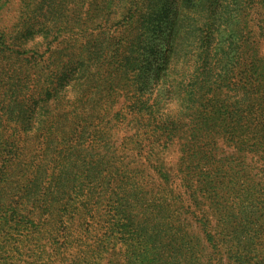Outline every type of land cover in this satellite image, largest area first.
<instances>
[{"label": "rangeland", "instance_id": "rangeland-1", "mask_svg": "<svg viewBox=\"0 0 264 264\" xmlns=\"http://www.w3.org/2000/svg\"><path fill=\"white\" fill-rule=\"evenodd\" d=\"M239 259L264 264V0H0V264Z\"/></svg>", "mask_w": 264, "mask_h": 264}, {"label": "trees", "instance_id": "trees-1", "mask_svg": "<svg viewBox=\"0 0 264 264\" xmlns=\"http://www.w3.org/2000/svg\"><path fill=\"white\" fill-rule=\"evenodd\" d=\"M137 1H141V0H137ZM152 10V8H146L145 10ZM216 19L214 17H211L210 19H208V21L205 23V26H206V29H205V32L204 33H207V36L205 35L204 36V39H203V42L205 43V45H208V43L213 39V27L216 26ZM213 48V47H212ZM205 52V58H207L209 61L213 60L214 62V57L211 55V53L209 51L204 50ZM205 72L206 69H205ZM204 74V72H203ZM206 78H209L208 75L205 76ZM218 80H222L224 81L223 79V74H219L218 76ZM10 120H14L16 122H18L20 125L22 126H25L26 124H28V120H31L32 121V118H29V117H24L23 115H14L13 117H11ZM25 214L24 217H26V219L28 218H37L40 216V213L39 211L36 210V208L34 207H25ZM34 215V216H32ZM239 264H246L242 259H239Z\"/></svg>", "mask_w": 264, "mask_h": 264}]
</instances>
